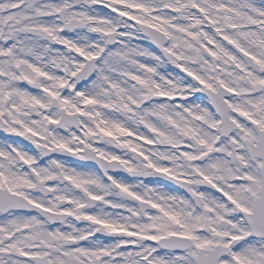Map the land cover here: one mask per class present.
I'll return each mask as SVG.
<instances>
[{"label": "snow or ice", "instance_id": "1", "mask_svg": "<svg viewBox=\"0 0 264 264\" xmlns=\"http://www.w3.org/2000/svg\"><path fill=\"white\" fill-rule=\"evenodd\" d=\"M0 132V264H264V0H0Z\"/></svg>", "mask_w": 264, "mask_h": 264}, {"label": "flooded vegetation", "instance_id": "2", "mask_svg": "<svg viewBox=\"0 0 264 264\" xmlns=\"http://www.w3.org/2000/svg\"><path fill=\"white\" fill-rule=\"evenodd\" d=\"M104 11H107V10H104ZM32 150H35L34 149V146H33V149ZM61 158H63V159H67L69 162H72V163H77V159L76 158H74V157H61ZM79 163H81V164H83V163H87V166L88 167H90V168H92L93 170H95L98 166L97 165H95L94 163H92V162H79ZM117 175H123V178H125V179H131V177L129 176V174H127V173H124V172H120V173H117ZM152 178H149V180H146V181H150ZM85 224H86V222H79L78 223V226H85ZM97 238H101L102 240H104L105 242H108V243H110V242H112V238L111 237H106V236H103V235H101V234H97Z\"/></svg>", "mask_w": 264, "mask_h": 264}, {"label": "rangeland", "instance_id": "3", "mask_svg": "<svg viewBox=\"0 0 264 264\" xmlns=\"http://www.w3.org/2000/svg\"><path fill=\"white\" fill-rule=\"evenodd\" d=\"M169 70L171 71L172 69H169ZM0 137H1L0 140H4L7 137V134L0 132ZM16 139H17V142H20V143L24 144L26 147H29V148L33 149V146H31L30 144H28V142L27 141H24L22 138H16ZM33 151H35V150H33ZM70 163H72V162H70ZM119 176L123 177V175H119ZM145 182L148 183V181H145ZM81 227H84V226H81Z\"/></svg>", "mask_w": 264, "mask_h": 264}, {"label": "bare ground", "instance_id": "4", "mask_svg": "<svg viewBox=\"0 0 264 264\" xmlns=\"http://www.w3.org/2000/svg\"><path fill=\"white\" fill-rule=\"evenodd\" d=\"M0 139H1V137H0ZM160 183L161 184H164L166 187H169V188H174L175 186L174 185H172L170 182H168V181H164V180H161L160 181ZM104 241V240H103ZM105 242V241H104ZM105 243H108V242H105Z\"/></svg>", "mask_w": 264, "mask_h": 264}]
</instances>
